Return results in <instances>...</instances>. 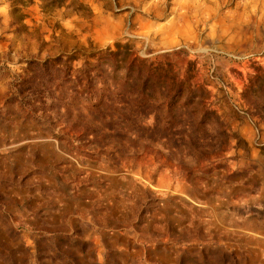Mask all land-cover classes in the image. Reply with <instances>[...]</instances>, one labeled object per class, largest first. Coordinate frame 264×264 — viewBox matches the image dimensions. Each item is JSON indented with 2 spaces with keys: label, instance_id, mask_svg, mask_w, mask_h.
I'll use <instances>...</instances> for the list:
<instances>
[{
  "label": "rangeland",
  "instance_id": "rangeland-1",
  "mask_svg": "<svg viewBox=\"0 0 264 264\" xmlns=\"http://www.w3.org/2000/svg\"><path fill=\"white\" fill-rule=\"evenodd\" d=\"M118 42L203 86L228 140L18 96L29 61ZM0 264H264V0H0Z\"/></svg>",
  "mask_w": 264,
  "mask_h": 264
},
{
  "label": "trees",
  "instance_id": "trees-1",
  "mask_svg": "<svg viewBox=\"0 0 264 264\" xmlns=\"http://www.w3.org/2000/svg\"><path fill=\"white\" fill-rule=\"evenodd\" d=\"M16 87L23 99L31 95L49 101L52 108L86 106L109 124L115 119L113 126L119 122L125 127L130 119L141 123L154 115L155 127L162 126L178 144L190 140L205 146L212 122L220 125L222 139L229 138L209 109L203 86L169 61L143 59L130 43L118 42L114 50L90 43L43 61L33 59Z\"/></svg>",
  "mask_w": 264,
  "mask_h": 264
},
{
  "label": "built area",
  "instance_id": "built-area-1",
  "mask_svg": "<svg viewBox=\"0 0 264 264\" xmlns=\"http://www.w3.org/2000/svg\"><path fill=\"white\" fill-rule=\"evenodd\" d=\"M211 76H212V78L215 79L218 83L224 85L223 81H222V80L216 75V69H215V68H212V69H211ZM235 108H236V110L238 111V113H240L242 116H246V115L249 116V114H248L245 110L241 109L240 107L235 106Z\"/></svg>",
  "mask_w": 264,
  "mask_h": 264
}]
</instances>
